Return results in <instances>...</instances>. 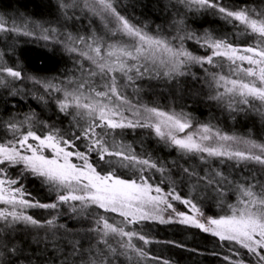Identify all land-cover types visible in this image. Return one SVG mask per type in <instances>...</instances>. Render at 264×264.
<instances>
[{
  "label": "trees",
  "instance_id": "16d2710c",
  "mask_svg": "<svg viewBox=\"0 0 264 264\" xmlns=\"http://www.w3.org/2000/svg\"><path fill=\"white\" fill-rule=\"evenodd\" d=\"M113 2L130 22L193 56L211 55L205 43L207 37L226 40L235 47H264L258 35L237 21L225 19L216 9L199 8L185 0ZM218 2L229 10L247 9L253 18L257 13H264V0ZM79 6L70 0H0V18L7 28L0 30V67L21 72L20 79L0 74V81H3L0 83V143L14 141L28 130L41 136L53 132L67 138L88 128L89 117L76 115L80 110L75 107L62 112L60 103L65 100L66 92L76 91L82 83L85 94L90 88L107 91L106 85L111 83V78L101 74L78 52L49 41L50 37L46 41L38 38L39 34L53 33L60 40L71 39L72 48L96 42V39L107 43L109 39L123 38L110 35L108 29L112 25L104 27L99 19L87 16L86 11L80 12ZM14 23L21 26V34L10 31L9 26ZM232 67L223 57H214L212 64H186L182 69L184 74L172 78L158 74L155 69L143 77L130 72L131 80L116 72V87L128 101L121 110L124 115L142 113L145 107H155L166 113H184L192 124L188 131L208 126L213 134L219 132L264 144V106L251 98L243 103L242 98L229 97L217 83L220 76L234 70ZM163 71L160 69L161 73ZM92 72L96 75H91ZM221 94L222 98L217 99ZM138 120L143 122L142 117L136 115ZM11 124L16 125L15 132L9 127ZM95 131L110 148L156 164V168L143 167L142 170L138 164L122 166L114 156L106 157V161H111L109 164L99 161L93 152L89 160L97 171H115L123 179L138 181L141 175L148 177L149 183L168 192L174 190L182 199L191 200L204 215L229 214L230 206L241 198V188L251 185L256 193L264 191V164L254 160L183 152L160 139L150 127L96 128ZM76 143L80 151L87 150V140ZM123 163L128 164L127 161ZM22 167L9 168L8 174L20 179L25 198L43 204L57 202L58 191L31 174L24 173L22 177ZM73 206L76 211L72 210ZM23 211L39 220L42 226L22 223L6 226L0 220V245L8 246L0 247V264H88L93 254L101 250L105 253V264L108 261L111 264H232L236 260L257 264L256 258L238 245L177 221L125 223L117 213L104 212L96 206H82L78 201L59 204L55 209L32 207ZM101 217L125 231L136 233L131 243L146 255L141 257L136 251L122 247L127 238L122 241L116 235L110 234L105 244L97 231V221ZM52 219L55 227L44 223ZM141 235L148 243L138 238ZM73 244L77 245L75 253ZM13 247L18 251L10 253ZM237 250L239 255H236Z\"/></svg>",
  "mask_w": 264,
  "mask_h": 264
},
{
  "label": "snow or ice",
  "instance_id": "6c2138e0",
  "mask_svg": "<svg viewBox=\"0 0 264 264\" xmlns=\"http://www.w3.org/2000/svg\"><path fill=\"white\" fill-rule=\"evenodd\" d=\"M185 2L199 8L218 10L225 19L237 21L246 30L258 35L261 43L264 44V13H257L253 18L249 10H229L220 5L218 0H185ZM86 7L95 14L114 21L110 28L113 36L122 35L131 41L130 44L121 45L119 42L110 44L106 53L99 44L95 47L88 45L89 50L81 52V55L95 65L101 74L109 76L120 72L128 76L130 72H135L143 77L155 69L158 74L172 78L174 75H183L182 69L186 64H212L214 57H223L233 65H236L237 61L241 62L236 66L235 71L242 72L249 78L227 79L220 76L217 83H224L225 92L233 96L239 95L243 103H248L249 97L264 101V47L246 46L239 49L226 40L207 37L205 43L211 49V55L197 57L182 47L171 46L165 39L148 34L141 27L130 22L117 10L113 0H94L93 3L86 4ZM0 30H7L3 18H0ZM44 39H48V36L45 35ZM70 50L75 51V49ZM243 62H247L248 67H243ZM160 69L164 71L161 73ZM5 73L14 79L21 78L20 71L11 67H0V74ZM90 74L96 75L95 72ZM110 78L111 83L106 85L107 91L90 88L85 94L83 91L85 84L82 83L76 91L66 92L65 100L60 103L62 112H66L69 107H75L80 110L76 115L89 117L91 122L88 128L67 138L53 132L41 136L35 131L28 130L14 141L0 143V204L7 206L0 209V220H3L6 226L22 223L41 227L39 220L25 214L23 210L32 207L55 209L59 204L77 201L82 206H96L104 212L117 213L125 223L157 218L161 223H167L169 221L163 219L160 213L171 209L175 216L180 218L179 223L194 225L221 241L232 242L254 256L257 264H264V191L256 193L251 185L241 188V199L237 205L230 206V215L218 218L203 217V213L195 203L189 199H182L174 190L167 196L162 195V189L159 186L153 188L148 182V177L141 175L139 181L123 179L115 171L104 169L97 171V167L89 160L91 153L95 152L99 161L109 164L111 161H106V157L114 156L119 159L122 166L138 164L142 166V170L143 167L156 168V164L149 160H138L135 155L110 148L103 136L95 131L96 128L115 130L136 126L150 127L160 139L170 142L183 152L207 153L210 157L228 156L254 160L261 164H264V144L221 135L219 132L213 134L208 126H202L199 131H188L192 128V124L184 113H166L155 107H145L142 113L139 111L136 113L137 116L142 117L143 122L127 120L121 109L128 104V101L119 93L115 76L111 75ZM132 78L128 76L129 80ZM48 87L51 85L49 84ZM222 95L216 98H222ZM9 127L14 132L17 130L15 124ZM214 139L216 142H213ZM30 140L37 143H29ZM79 140L88 141L86 151L79 150L76 143ZM229 141L242 144L244 148H233L226 143ZM46 151H50L51 155H45ZM74 160H79L81 163H74ZM124 161L128 164L124 165ZM16 166H23L22 177L24 173L31 174L57 190V202L43 204L26 199L20 179H14L8 174V169ZM170 200L182 201L194 214L178 212ZM72 210L76 211V208L73 206ZM44 223L49 227H55L54 219ZM97 225V231L102 234L105 244L110 234L116 235L121 237L122 241L123 238H127L122 243V247L136 251L141 257L146 255L142 249H135L131 243L136 233L125 231L123 227L109 223L108 219L103 217L97 221ZM138 238L148 243L144 236ZM0 247L8 246L0 245ZM16 251L18 249L15 247L10 249V253ZM76 251L77 245L73 244V253ZM239 254L237 250L236 255ZM104 256L103 250L94 253L88 264H105ZM108 264L111 262L108 261ZM232 264H244V261L236 260Z\"/></svg>",
  "mask_w": 264,
  "mask_h": 264
},
{
  "label": "rangeland",
  "instance_id": "374dc122",
  "mask_svg": "<svg viewBox=\"0 0 264 264\" xmlns=\"http://www.w3.org/2000/svg\"><path fill=\"white\" fill-rule=\"evenodd\" d=\"M71 1V3L73 2V4H79L80 6H79V11L80 12H83V11H86L87 12V16H89V17H95V19H99L100 20V22L104 25V27H106L107 25L106 24H109V25H113V23H112V20H111V18H108V19H105L104 17H102V16H100V15H97V14H95L94 12H92L88 7H86V4H91V3H93L94 2V0H70ZM73 7V6H72ZM114 22V21H113ZM12 26H9V28H10V31H13L14 33H16V34H18V33H20L21 34V32H23V31H21V26L20 25H17V24H11ZM6 28V27H5ZM7 29V28H6ZM108 30H110V29H108ZM9 31V30H8ZM112 33L110 32V35H111ZM45 35H47V33H44L43 34V36L41 35V34H39L38 35V38H40V39H42V40H48V39H44V36ZM48 38L50 37V39H49V41H56V42H59V43H61L63 46H65L64 48H67L68 50H70V49H75V52H78V54H81V52H87L89 49H88V45H92L93 47H95V46H97V44H99V46H101L102 47V49H103V52L104 53H106L107 52V50H108V45H110V44H113V43H116V42H119L121 45H123V44H130L131 43V41H130V39L129 38H127V37H125V36H122L123 38H120V40H117V39H109V40H107V43H102V40L100 39V40H98V39H96V42L95 41H90V42H87V43H83V45H77V47L76 48H72V46H70L71 45V42H72V40L71 39H64V40H60L59 39V37H57L56 36V34H51V33H48ZM77 44V43H76ZM237 48H239V49H242L243 47H237ZM71 51V50H70ZM240 54H242V53H240ZM83 56V55H82ZM85 59H87L85 56H83ZM227 62H229L233 67V69L234 70H232L231 71V73H229V75H224V77H226L227 79H245V80H247V79H249V78H247V77H245L244 75H243V73L242 72H236L235 71V68H236V66L237 65H240L241 64V62H239V61H237L236 62V65H233L230 61H228L226 58H224ZM242 66L243 67H248V65H247V62H243V64H242ZM120 73V72H119ZM130 74V73H129ZM111 75L112 74H110L109 75V78L111 77ZM113 75H115V74H113ZM129 76V75H128ZM116 77V76H115ZM220 84L222 85V87L223 88H221V90L225 93V94H228L229 95V97H231V96H233V95H231V94H229V93H226L225 92V86H224V83L223 82H220ZM228 87H230L231 85H227ZM217 95H218V93H216ZM235 96H237L238 98H240L241 99V97L239 96V95H235ZM249 98H251V99H254V98H252V97H249ZM254 100H257L258 101V103H259V105L262 107V106H264V101H260V100H258V99H254ZM125 117H126V119L127 120H131V121H136V115L134 114V112H132L130 115L128 114V115H124ZM181 135H183V134H181ZM213 142H216V140L214 139V141ZM29 143H37V142H34V141H29ZM207 143V142H206ZM227 144H230V145H232V147L233 148H239V149H243L244 148V145H242V144H234L232 141H229V142H226ZM70 150V149H69ZM45 155H51V152L50 151H46L45 152ZM225 157H228V156H225ZM229 158V157H228ZM74 163H77V164H80L79 162H75V161H73ZM151 184V183H150ZM152 186H153V188H155L157 185H153V184H151ZM162 189V188H161ZM169 192L168 191H165V190H163L162 189V195H165V196H167V194H168ZM153 194L155 195V192H153ZM240 199L241 198H237V200H236V202H235V204L234 205H237L238 203H239V201H240ZM170 202L173 204V207L178 211V212H185L186 214H189V215H193L194 213H192L191 211H190V209L188 208V206H186L184 203H182V201H177V200H170ZM5 206V207H4ZM7 206L6 205H3V204H0V209H3V208H6ZM161 207H163V205L161 206ZM202 212V211H201ZM230 213L229 214H227V215H230L231 214V210L229 211ZM203 213V212H202ZM160 216L163 218V219H165V220H168L169 222H172V221H177V222H179V217H177V216H175V214L172 212V210L171 209H168V210H166V211H163L162 213H160ZM203 217H211V218H218V217H220V216H207V215H204V213H203ZM143 220H152V221H159V222H161V220L159 219V218H157V219H139V220H137V221H143ZM201 222H203V218H201Z\"/></svg>",
  "mask_w": 264,
  "mask_h": 264
},
{
  "label": "bare ground",
  "instance_id": "6f19581e",
  "mask_svg": "<svg viewBox=\"0 0 264 264\" xmlns=\"http://www.w3.org/2000/svg\"><path fill=\"white\" fill-rule=\"evenodd\" d=\"M37 32V31H36ZM39 84V83H38ZM42 88V87H41Z\"/></svg>",
  "mask_w": 264,
  "mask_h": 264
}]
</instances>
